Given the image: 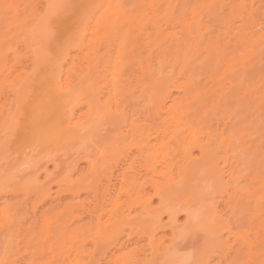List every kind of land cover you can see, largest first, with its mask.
Here are the masks:
<instances>
[{
  "label": "bare ground",
  "instance_id": "obj_1",
  "mask_svg": "<svg viewBox=\"0 0 264 264\" xmlns=\"http://www.w3.org/2000/svg\"><path fill=\"white\" fill-rule=\"evenodd\" d=\"M235 1L213 0V5L221 2V11H228L225 17L230 23L237 21L238 14L244 19L254 11L249 9L243 18L247 8L243 3L236 5ZM174 3V0H0V80L14 75L12 80H6L12 98L0 106V113H4L1 116L0 135L1 132L4 134L0 138V151L7 144L24 149L41 147L45 153L61 146H72L75 154L83 155L89 169L78 177L73 171L65 174L58 185H66L74 191L86 185L85 189L97 192L96 209L90 210L87 227L90 236H95L96 240L119 243L125 228L132 232L140 223L143 226L148 221V228L152 230L151 233L149 229L148 243L140 250L131 251L139 254L147 248L146 254L150 253L151 258L146 255L150 258H146L147 262L144 259L146 264H187L191 261L181 258L183 244L178 246L176 240L179 237L176 238L174 227L171 237H166L167 242L157 237L164 213L173 226L183 214L184 219L177 226L182 225V229L186 228L191 235L197 231L208 234L207 248L202 253L200 251L196 256L195 251L193 254L187 252L192 255L194 264H209L208 255L216 250L225 251L231 238L239 242L237 252L245 249L251 259L256 248V241L251 238L253 233L242 228L234 230L231 215L224 214L225 217L219 213L217 203H212L211 197L201 199L204 193L213 197L229 195V187L245 178L242 172L233 176L227 170L228 155L237 159L232 133L226 132L221 125L216 132L213 127H208L213 132L207 133L206 125L200 119L211 96L224 102L228 92L236 86V57L223 61L222 54L215 51L214 46L205 45L204 28L200 27L198 34L192 28L194 10L192 20L184 18L180 22L183 28L180 36L170 31L176 26L177 19ZM6 5L11 7L6 8ZM4 22L7 32L12 34L11 39L1 35ZM17 36L23 37L30 64L27 67L21 65L19 71L12 73L9 58L13 56L17 60L20 56L10 42ZM209 39L211 44L213 40ZM165 42L173 43L168 50L169 56L163 53L157 65H153V52ZM240 48L248 51L253 46L241 42ZM142 49H146L147 55L140 53ZM73 51L78 52V66L67 67ZM203 53L208 55L202 65L204 83L195 78L196 67L192 62L193 57ZM214 57L220 64L217 69L211 63ZM183 60L186 64L178 71ZM136 65L140 73L136 75L132 70L128 76V71ZM168 69L170 71L165 75ZM175 93L178 96L174 97ZM132 105L135 107L130 112ZM78 107L83 111L77 112ZM143 112L148 114L146 121L141 119ZM216 119L220 124V119ZM226 126L228 123L224 124ZM108 127L113 130L111 141L102 144V138L96 154L99 156L89 155L84 149L86 145ZM116 173L118 184L112 186ZM51 175L46 171L45 178ZM6 176L0 189L11 181L12 176H8L10 180ZM96 178L100 181L97 191L94 188ZM36 179L28 178L27 187L20 186L22 182L18 188L22 191V187L23 193L32 189ZM39 183L36 191L38 188L39 192H44L43 183ZM142 186L152 188L158 200L154 209V201L143 195ZM208 186L211 190L206 192ZM175 187L180 188L179 191L173 189ZM231 193L229 199L238 200L234 206L237 210L243 193ZM245 195L247 201L255 203L250 214L253 224L264 216V192L254 189ZM175 198L178 209L175 208L177 203H170ZM135 203L142 204L146 213H132ZM74 212L72 209L70 214ZM142 217L145 220H141ZM0 225L10 227L2 210ZM48 233L47 228L42 238ZM118 243L119 249L126 246ZM75 244L78 245V241ZM37 245L40 246V242ZM10 247H5V252H9L1 257L0 264H8ZM73 251L65 252L69 259ZM129 255L112 256L107 264L129 263ZM71 260L73 263L70 264L83 263L78 257ZM29 264H35L33 259Z\"/></svg>",
  "mask_w": 264,
  "mask_h": 264
},
{
  "label": "rangeland",
  "instance_id": "obj_2",
  "mask_svg": "<svg viewBox=\"0 0 264 264\" xmlns=\"http://www.w3.org/2000/svg\"><path fill=\"white\" fill-rule=\"evenodd\" d=\"M174 2L177 19L176 26H173L170 31L179 34L183 30L180 22H183L184 18L192 20L194 10L196 15L194 14L195 20L193 21L192 28L196 30L197 34L200 32V27L204 28L206 32V36L204 37L206 38L205 45L214 46L215 51L222 54L223 61L236 57V67L234 69L236 86L228 92L227 99H224V102H220L217 100V97L211 96L201 112L200 119L206 125L205 132H216L219 125H221L222 129L225 128L226 132H231V135L235 138L237 159L232 157V154L228 155L227 170L233 176L238 172H242V176L244 175L245 178L239 184L229 187L228 194L230 195L231 191L232 193L241 191L243 193V196L240 198L242 202H240L241 204L236 210L234 206H237L235 202L238 200L231 201L229 195H226L227 193L222 197L218 194L213 197V195L210 196L206 193H204V196L203 192H201L203 194L201 199H205V197L212 198V203L214 201L217 203L219 213L226 216L231 215V224L234 230L242 228L251 231L253 233L251 238L253 241H256V248L253 251V257L249 259L245 249H243V252H237L240 246L237 245L239 242L233 241V238H231L227 245L229 247L227 248L226 246L225 251L216 250L213 254L210 253V256L208 255V263L264 264V216L262 219L256 220L251 224L250 214L253 213L255 203L245 199V193L248 190L261 189V192H264V0H236V5L243 3L247 8V12L246 14L244 13L243 18L247 15L249 9L253 8L254 11L253 14L251 13V16L248 15L244 19H241L242 15L238 14L237 21L232 23L225 17L228 11H221V2L216 5H213V0H174ZM6 25L4 22L1 35L6 39H11L12 34L7 32ZM209 38L213 40L211 44ZM22 40L23 37L20 38L18 36L12 41L10 40L11 45L20 56L17 60L13 56L9 58L10 65L13 67L12 73L19 71L21 65L27 67L30 64L29 53ZM241 42H245V44L247 43L249 46H253V48L243 51L240 48ZM171 45L173 43L165 42L153 52V65H157L158 59L163 56V53L169 56L168 50L172 47ZM183 47L181 55L184 52ZM140 53L147 55L146 49H142ZM207 56L206 53H203L202 56H195L192 59L193 65L196 67L195 78L202 80L203 83L206 82V79L202 75V65ZM70 57L71 59L68 60L67 67L71 65L78 66V52H71ZM212 59L211 63L217 69L220 65L219 61L216 60V57ZM185 64L186 61L183 60L178 71ZM137 67L138 65L132 67L128 71V76H131L130 72L132 70H135L134 73L138 75L140 72L137 71ZM169 71V69L166 70L165 75ZM13 77L14 75H10L8 78L2 77L0 80V106L12 98L11 88L6 80H12ZM175 96H178V94L175 93ZM134 107L133 105L130 107V112ZM76 111L82 112V107H78ZM3 114V112L0 113V127L3 122L1 119ZM147 115V112L141 114L142 121H146ZM137 117L139 115L135 118ZM216 118L220 119V124H218ZM144 123L141 122V124ZM225 123H228V126L224 127ZM208 127H213L212 129L214 130L212 131L211 128L209 130ZM112 132L113 130L111 129L110 131L109 127L107 130L99 131V136L91 139L84 149H87L89 155H95L97 158L99 155L96 154H98V146L102 138V144L109 143ZM3 134L4 132H1L0 138H3ZM74 151L76 150L72 146H61L45 153L41 147L24 149L16 146L11 147L10 144H7L6 148L0 151V183L6 180V175L7 179L8 176H12L11 181H8L4 185V188L0 189V210L3 211L5 220L10 225L9 228L12 229L8 231L9 228L7 229L0 225V259L8 254L9 251L6 250L7 252H5V247L9 245L11 246V253L8 264H29L32 259L35 264H70L73 263L71 259L76 257L80 258L84 264H107L112 256H126L129 254L131 257L130 262L123 264H146L144 263V259L146 261V258L150 256V253L146 254L149 252L147 248H145L146 251L144 249L145 252L142 251L139 254L137 252L133 254L131 251H134V249L140 250L148 243V239H150L148 236L152 233V230L148 228V221H145L147 224L144 222L143 226L140 223L141 226L139 224L132 232L130 229L125 228L124 232L119 236L118 241L120 244L115 240L101 242L97 239V241L94 239L95 236H90L87 227L91 219L90 210L96 209L95 194L97 192L85 189L86 185L79 186L75 191L66 185H58L65 174H70L73 171L74 176L78 177L89 169V165L83 158V155L75 154ZM30 167H35V169H30ZM46 171L52 173L48 179L45 178ZM116 175L117 173L111 181L112 186L118 184V177ZM32 177L38 178L36 179V181L38 180L37 183L35 182L37 185L39 182L43 183L44 192H39L38 188L36 191L35 183L32 185V189L29 188L28 191H25L26 188L24 189L25 194L22 192L24 186L27 187L28 178L31 179ZM8 180H10V177ZM25 180L26 185L24 184ZM22 182L23 185H20L23 187H21V191L18 186ZM99 186V178H96L94 184L95 191L98 190ZM208 188L205 189L206 192L211 190V188ZM173 189L179 191L180 188L177 189L175 187ZM141 190L147 199L152 198V201H154L152 208L156 207L157 203L155 204V202L158 200L154 197L152 188L150 186H142ZM198 194L200 195V193ZM48 195L51 196V199H49ZM199 195L197 196L198 200L200 199ZM122 199L125 200V197ZM174 200H170V203L172 205H176L173 202L177 203V207L175 206V208L178 209L179 203L176 201V198ZM141 205L135 203L132 213L136 214L142 211L145 214L147 209L145 210ZM72 209L75 211L73 215L70 214ZM142 214L137 215L141 216ZM163 216L165 217H163L162 226L160 224L162 231L160 230L157 237H162L167 242L166 239L171 237V228L174 227L176 229L175 236H177L176 238L179 237L176 240L179 244L178 246L180 247L183 244L181 246L182 250L179 248L180 252L182 251L181 258L186 262L191 260L187 264H191V262L194 264V259H191L192 255L190 256L189 254H193V251H195V255L197 256L200 251L202 253L207 248L205 247V243L208 234L206 235L205 231H197L198 233L194 232L191 235V232L186 228L182 229V225L181 227L177 226V223L181 224V221L184 219L183 214L178 216L177 220H179L174 226L169 223L167 214L165 215L164 213ZM144 217L141 220H145L143 219ZM175 226L180 227V229ZM47 228L49 233L46 238H42V234H44ZM149 229L151 233H149ZM257 230H259L258 234L256 233ZM76 241H78V245L75 244ZM38 242H40V246L37 245ZM117 243L119 246L121 244L126 246L119 249ZM39 247L40 250H38ZM69 251H73L70 255L71 259L65 254V252ZM182 253H184V256H182ZM207 258L205 257L206 260Z\"/></svg>",
  "mask_w": 264,
  "mask_h": 264
},
{
  "label": "snow or ice",
  "instance_id": "obj_3",
  "mask_svg": "<svg viewBox=\"0 0 264 264\" xmlns=\"http://www.w3.org/2000/svg\"><path fill=\"white\" fill-rule=\"evenodd\" d=\"M5 7H6V8H10L11 6H10V5H6Z\"/></svg>",
  "mask_w": 264,
  "mask_h": 264
}]
</instances>
